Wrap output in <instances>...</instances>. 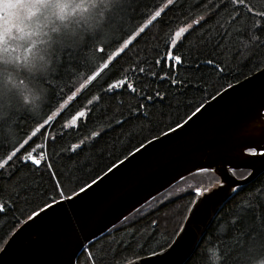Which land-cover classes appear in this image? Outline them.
Masks as SVG:
<instances>
[{"label":"snow or ice","instance_id":"obj_1","mask_svg":"<svg viewBox=\"0 0 264 264\" xmlns=\"http://www.w3.org/2000/svg\"><path fill=\"white\" fill-rule=\"evenodd\" d=\"M176 5L177 0H163L162 6H154L142 14L143 22L129 30L125 24L131 19L129 10L134 12L139 7L137 0H0V125L21 105L35 109L45 95L50 97V79H71L83 72L75 90L69 88L71 94L67 99L61 97L60 108L73 100L76 103L87 100V104L75 110L71 125L63 127L87 128L94 113L99 112L96 118L107 119L111 131H119L130 139L144 136L135 152L129 151L119 163L105 166L102 171L107 176L148 145L182 131L193 117L202 114L207 101L194 103V94L212 87L214 76L226 79L232 75L239 80L237 73L244 75L245 70L251 72L255 67L257 75L246 77L247 82L259 80L264 87V0H198L195 13L189 7L185 22L172 28L165 20L166 10L173 11ZM157 25L170 29L163 52L153 48L157 58L149 60L145 56L133 61L129 53L141 42L148 45V32ZM101 36L108 42L96 46ZM190 36H195L194 41L189 42ZM90 46L93 51L89 55ZM125 58L132 65L128 70L132 79L122 66L117 67ZM122 73L123 77L117 78ZM45 87L49 89L47 94ZM93 89L101 95H93ZM228 89L235 90V86L229 83ZM217 98L222 99L223 93L216 91L211 96L212 100ZM102 102H106L104 111H100ZM182 107L192 109L191 114H186L183 122H169L167 131H163L161 126ZM49 112L42 122L36 121L23 142L17 141L10 147L0 143V218L9 214L15 218L19 206L43 198L39 212L33 210L28 215V221H34L40 213L65 201H74L103 180L97 174L78 190L73 188L70 195L65 194V185L79 180L78 173L82 171L79 160L84 153H95L99 148L102 158L100 142L108 131L92 130L78 142L65 144L67 133L58 137L46 135L53 118L60 116L59 111L49 109ZM256 120L264 133V105L257 109ZM156 129H161L159 134ZM145 133H151L152 139ZM38 135L49 141L54 157L59 156L56 161L59 167H54L47 154H36L37 149L43 152L40 145L32 148L33 138ZM242 155L248 159L242 166L246 172L239 179L247 180L251 186L246 191L231 189L241 199L234 210L217 221L223 234L205 249L204 264H264V178L260 171L264 169V151L248 146ZM16 161L20 162L19 168L14 166ZM41 166L44 174H40ZM21 170L25 172L23 177ZM228 171L236 176L233 169ZM210 172L215 174L211 168H200L195 175L207 176ZM45 175L51 189L42 192L43 185L38 181H43ZM219 187H223V182L217 179L209 187H196L195 195L210 198L215 195L213 188ZM8 247H0V253L7 254ZM80 248L83 251H74L67 264H81V256L83 264H110L103 248L96 251L83 245ZM158 255L166 253L153 251L149 258Z\"/></svg>","mask_w":264,"mask_h":264},{"label":"water","instance_id":"obj_2","mask_svg":"<svg viewBox=\"0 0 264 264\" xmlns=\"http://www.w3.org/2000/svg\"><path fill=\"white\" fill-rule=\"evenodd\" d=\"M233 85L235 90L227 87L226 92L220 91L222 99H209L206 110L193 117L182 131L148 145L114 174L101 175L98 187L93 186L74 201L55 205L34 221L19 222L3 245L10 247L7 254L0 253V264H67L74 251L83 250L80 245L85 248L200 168H211L223 187L213 188L215 195L210 198L196 196L174 240L157 252L166 255L132 261L184 264L219 209L234 194L231 189L249 184L228 170L246 171L242 166L248 158L242 153L248 146L264 151V133L256 120L257 109L264 105V87L259 80L249 84L246 77Z\"/></svg>","mask_w":264,"mask_h":264},{"label":"trees","instance_id":"obj_3","mask_svg":"<svg viewBox=\"0 0 264 264\" xmlns=\"http://www.w3.org/2000/svg\"><path fill=\"white\" fill-rule=\"evenodd\" d=\"M197 2L198 0H177V5L174 6L173 11L166 10L167 16L165 17V20L171 24L172 28L179 26L181 23L185 22V14L189 7H192L193 12L195 13V5ZM137 3L139 4V7L136 8L134 12L131 11V9L129 10L131 19L127 20L125 24L126 29L130 30L138 23H142L143 21L140 19L142 14L150 11L154 6H161L163 0H137ZM145 5H147V7H145ZM169 31V28L160 25L151 28L148 32V45L141 42V44L133 49L132 53H129V56L132 57L133 61L144 59L145 56H147L149 60L157 58L156 53L152 51V49L156 48L159 49L161 53L163 52L166 41L169 39ZM118 35L119 34H117V36ZM198 35L199 33L196 34V36ZM194 39L195 36H190L189 42L194 41ZM107 42L108 41L101 36L99 40L96 41V46H104ZM92 51L93 49L90 46L88 54L90 55ZM183 51L186 52L187 49L185 48ZM136 53H138V55H135ZM120 66L125 69V73H128V78L132 79V74L128 72L132 65L127 62V58L120 61V65L117 67ZM144 66L148 67V65ZM74 71L75 70H73V72ZM256 71H258V69L253 67L251 72L245 70L244 75L237 73L236 75H239V80L233 79L232 75H229L226 79H219L214 76L212 87H209L204 93L194 94V103L203 100L208 101L211 99L212 95H215L216 91H222L228 87L229 83L234 84L239 82ZM123 75L124 73L117 78H122ZM82 77L83 72H81L80 75H73L71 79L68 77H64L63 79H50L49 82L52 86L50 97L49 95H45L43 101L39 102L38 107L35 109L21 105L18 110H15L7 122L0 125V143H3L6 147H10L17 141L23 142V140L27 139L31 134L32 129L36 126V121L42 122V118L47 114H50L49 109L56 111L60 107V103H63L61 97L63 96L64 99H67V95L71 94L69 88L74 91L78 86V81L81 80ZM48 92L49 89L45 87V93L47 94ZM92 94L101 95V93L95 89H93ZM79 95L80 94H78V96ZM88 98L90 99L91 97L89 96ZM85 104H87V100H82L80 103H76L75 100L71 101L60 112V116L53 118L54 122L48 127L46 132L47 136L57 137L67 133V135L64 136V143L67 144L70 142H78L81 137L90 134L92 130L99 132L104 129L108 131L107 136H105L104 140L100 142L103 147L102 158L101 150L99 148L96 149L95 153L89 151L82 155L79 160V167L82 168V171L78 173L79 180L65 185L66 195H70L73 188L78 190L80 185L85 181H90L92 178H95L97 174L100 176L103 175L104 172L102 170H106V165H110L112 162L119 163V160H123L124 156L127 155L129 151H135V148L139 146L140 141L144 139L143 135H137L134 139H130L127 135L122 136L119 131H111L108 129L107 119L101 120L96 118L99 116V112L94 113L93 122L89 123L87 128L79 130L75 127L64 128L63 125L65 124L71 125V116L75 114V110L80 109ZM88 107L92 106L89 105ZM105 108L106 102H102L100 105V111H104ZM191 110L192 109L182 107L179 112H173L171 120H166L161 126L163 131H167V124L169 122L175 120L183 122V119H187V115L191 114ZM160 130L161 129H156L155 131L159 134ZM144 135H147L148 139H152L151 133H145ZM33 139H35V144H32V148H35L37 144L43 148V152H41L40 149H37L36 154L38 156L47 154L50 158V162L54 164V167H59V165L56 164V161L59 160V156L54 157L53 150L49 146V141H46L44 137L39 135ZM29 143H31V141ZM145 143H147V141H145ZM59 148L60 146L58 145L56 150L59 151ZM29 150L32 149L30 148ZM14 166L19 168L20 162L16 161ZM29 167H31L30 164ZM39 171L40 174H44V167L41 166ZM24 175L25 172L21 170V177ZM261 178H264V172L262 173ZM38 182L43 185L41 188L42 192L45 189H51V184L48 182L46 175L43 181ZM250 186L251 185L247 184L239 189L246 191ZM4 187L8 186L4 185ZM165 193L160 194L146 203L126 218V220L122 221L100 238L91 242L87 248H90L93 251L103 248V254L110 264H128L135 259L151 255L153 251L159 252L167 248L179 232L191 205L185 208L186 204L182 201L184 196L167 200L168 197H164ZM188 195L191 196L192 194ZM234 196L235 194H233L219 209L217 215L206 229L191 256L184 264H204L202 257L205 249L208 248L209 245L218 242L223 234L217 221L225 213L234 210L235 204L241 199L240 196H235V199H233ZM185 200L187 201V199ZM43 202V198H37L32 200L29 204L19 206L20 210L15 212V218H13L11 214L4 218H0V225H3V227H0V247H3L10 235L19 226V222H24L28 219V215L31 211L35 210L39 212L40 207L43 206ZM165 216L168 219H166ZM17 220L19 221L18 223ZM167 226H169L168 229L166 228ZM83 260L84 256H81V264H83Z\"/></svg>","mask_w":264,"mask_h":264},{"label":"flooded vegetation","instance_id":"obj_4","mask_svg":"<svg viewBox=\"0 0 264 264\" xmlns=\"http://www.w3.org/2000/svg\"><path fill=\"white\" fill-rule=\"evenodd\" d=\"M246 171H241V172H239V173H245ZM197 175H195V174H193V175H191V176H189V177H191V179H193L194 177H196ZM199 176H205V175H199ZM236 177L238 178V172H236ZM205 178L207 179L206 181H204V182H199L198 183V185H199V187H200V185L202 186V185H211L213 182H215L216 180H217V178L213 175V174H211V173H208L207 174V176H205ZM186 179L187 178H185V179H183L181 182H183V181H186ZM209 179V180H208ZM181 182H179V183H181ZM193 182H195V180H193ZM178 185V184H177ZM186 185H188V184H186ZM173 187H175V185L173 186ZM173 187H171L169 190H171ZM169 190H167L166 192H168ZM194 191H195V188H186V189H184L182 192H180V193H176L175 195H173V196H171V197H168L167 198V200H172V199H176V198H179V197H183L184 196V198H182V201H184L185 202V204H186V206H185V208L186 207H188V206H190L193 202H194V200H195V198H196V196L194 195ZM165 193V192H164ZM188 194H192L191 196L190 195H188ZM185 199H187V201L185 200ZM128 218V217H127ZM126 220V219H125ZM129 220V219H128ZM124 221V220H123ZM123 224H125V223H123ZM145 257V256H144Z\"/></svg>","mask_w":264,"mask_h":264},{"label":"rangeland","instance_id":"obj_5","mask_svg":"<svg viewBox=\"0 0 264 264\" xmlns=\"http://www.w3.org/2000/svg\"><path fill=\"white\" fill-rule=\"evenodd\" d=\"M162 6V5H161ZM71 101H69L70 103ZM68 103V104H69ZM67 104V105H68ZM66 105V106H67ZM65 106V107H66ZM64 109V108H63ZM63 109H61L60 107L56 110V111H59L61 112ZM243 173H239L238 172V178L242 175ZM193 180H195V182H193ZM207 179L205 178V176H196L194 177L193 179H191V177H187L186 181H183L181 183H178V185L176 184L175 187H173L171 190H169L168 192L165 193L164 197H171L173 195H175L176 193H180L182 192L184 189L186 188H196V187H199L198 183L199 182H204L206 181ZM209 180V179H208ZM188 184V185H186ZM209 185H200V187H208ZM162 198V197H161ZM178 209V207H177ZM166 219H168L166 216H165ZM165 227V226H164ZM163 227V228H164ZM167 229L169 228V226L166 227Z\"/></svg>","mask_w":264,"mask_h":264}]
</instances>
